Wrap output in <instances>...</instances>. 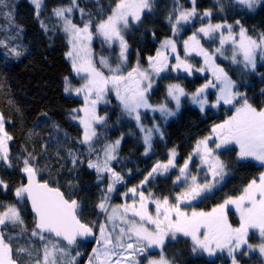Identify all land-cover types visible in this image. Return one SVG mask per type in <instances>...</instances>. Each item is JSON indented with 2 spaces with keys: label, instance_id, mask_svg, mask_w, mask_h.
<instances>
[{
  "label": "snow or ice",
  "instance_id": "obj_1",
  "mask_svg": "<svg viewBox=\"0 0 264 264\" xmlns=\"http://www.w3.org/2000/svg\"><path fill=\"white\" fill-rule=\"evenodd\" d=\"M36 7L37 16L41 9L42 0H32ZM192 7L185 9L176 0V7L173 13L168 16L171 24L173 36L180 33L184 25L192 23L198 15L203 21L204 18L211 16V11L205 10L198 14L196 0H191ZM261 3V0H231V6L239 8L241 11H253ZM0 6H6L5 0H0ZM77 0H71L68 7L53 9V14L63 21V31L68 37L70 45L69 51L65 54L71 60L73 72L80 78L82 83L79 87L73 88L70 80L65 77L64 91L66 93L74 92L77 96L83 95L84 107L73 109L74 113L83 112L84 116H73V119H79L84 129L81 143L88 147L89 154L96 151L93 147L94 138L97 137V131L94 124H101L105 117L96 115L95 108L98 102L106 101V95L109 91H115L116 99L122 107L123 114L135 119L137 128L143 134L145 145V155L151 149L152 137L155 133H163L156 124L152 128H146L141 123L140 109H150L153 112H159L161 117L167 120L174 116L175 111L168 108L167 104L153 106L148 101V93L151 90L155 79L160 77L161 73L179 72L181 70L192 74V65L186 59H182L179 54L175 55V64L169 63V54L177 52V43L173 38H167L161 42L155 56H149L148 67L141 68L139 60L135 67L125 75L122 71L127 63L128 44L124 39L123 31L130 27L132 23L142 21V13L152 10V0H117L115 6L111 9V14L106 19L100 20L93 25L92 20L83 22V27L77 26L65 14H71L77 7ZM81 16L85 15L84 10L80 9ZM10 17V13L7 14ZM240 25V21H236ZM41 27L46 26L41 22ZM224 29H227L225 34ZM220 34V47L213 53H209L200 44V34L203 37L214 39V34ZM94 36L103 38V43L111 47L117 41L119 42L118 63L115 67L109 64L107 57L101 56L99 67L94 62V54L91 49V42ZM233 25L227 23L202 24L196 29L187 40L184 41L185 56L191 52L204 57L205 65L212 71L214 80H208L200 88L196 89L190 97L191 103L198 105L201 111L209 103L206 95L207 89H216V99L211 104L217 107L221 103L235 108V112L212 128V135L197 141L193 153L179 168V175L173 181L174 184H184L185 189L176 195L173 203L169 197L153 198L152 193L145 196L144 192H139V201H133L132 204L117 205L108 211L107 201L110 199V193L115 189V185L123 181V177L111 166V161L116 160V151L120 145V139L114 143L104 145L103 156L97 157V160H89L88 167L94 169L97 173V181H102L107 175L108 184L105 193L102 195L97 207L103 211L107 220L100 224V235L95 237L99 248H93L95 260L99 264H109L111 258L116 256L115 264H143L140 257L147 256L152 249H160L158 259H148V264H174L164 254V247L167 238L177 240L178 236L190 238L191 251L197 253L203 251L210 256L217 249L227 250L228 255L232 257V264H237L234 253L240 251L243 255H248L243 251V246L255 251L258 248L261 256H264V172L259 175L258 181L253 179L236 197H228L223 203L212 208L210 212L193 211L189 214L183 210L185 205H190L192 201L202 197L204 193L210 192L220 179H223L226 165L219 159L217 150H230L229 145L235 144L239 151L236 153L238 161L254 160L264 166V108L257 110L239 92L234 91L235 82L232 81L223 68L215 65L212 57L216 54L223 55V47L231 42L233 45L232 63H243L245 69L255 71L257 66V57L264 61V33L254 39L247 35V30L241 25L239 39H235ZM0 46L8 48L4 40H0ZM8 53L19 57L22 55L16 48H8ZM6 53V55L8 54ZM242 56V60L239 57ZM107 68L110 75H105L102 71ZM196 71L203 72L200 68ZM264 94V90H262ZM184 89L179 84H170L167 88V96L176 104V110H179L181 96H185ZM240 99L243 103L237 107ZM214 138V140H213ZM12 136L5 130L4 119L0 116V162L8 168L13 167L10 157L9 141ZM210 141L215 143V147L210 146ZM194 156H199L202 165H206L208 171L204 174V182L201 183L197 176H192L189 169V162ZM175 150H170L169 158L166 163L157 162L148 176L141 181L143 185L154 174L168 172L175 168ZM34 156L29 154V158L22 161L20 171L25 174L27 183H21L15 188L14 196L16 203H0V229L8 225H23L24 220L21 217L22 209L19 204L31 205L34 227L31 231L32 237H37L42 243L43 259L37 258L35 264H62V261L56 259V254H65L66 247H60L59 242H53L52 236L62 237L68 246L75 245L77 238H87L94 236L93 228L81 222L78 218V209L80 204L76 199H68L59 188L50 187L47 182L40 183L37 175L40 169L33 163ZM76 163V156L73 154V164ZM203 171V167H201ZM209 175L211 179H209ZM219 178V179H217ZM189 179L191 183H189ZM0 187L5 191L8 184L0 179ZM137 188H130L128 191L134 195ZM127 196V193L124 194ZM155 206V213L150 210L149 205ZM235 208L238 214L239 224L233 226L229 222L228 212ZM131 213V216H129ZM119 220L124 227L116 223ZM112 225L109 231L108 225ZM119 228L117 232L116 229ZM258 229L261 236V243L257 246L248 243L250 230ZM26 231V229H25ZM12 237L5 238V234L0 230V264H18L13 256V248L10 241ZM38 250V251H41ZM19 252L28 251L25 248L16 250ZM31 255V252H28ZM77 255H80L78 252ZM68 264H75V257H72ZM89 264H93V257L89 258Z\"/></svg>",
  "mask_w": 264,
  "mask_h": 264
},
{
  "label": "trees",
  "instance_id": "obj_2",
  "mask_svg": "<svg viewBox=\"0 0 264 264\" xmlns=\"http://www.w3.org/2000/svg\"><path fill=\"white\" fill-rule=\"evenodd\" d=\"M116 3L117 0H77L78 6L73 9L72 17L77 23L80 22L77 20V9H83V17L91 19L95 25L111 14ZM5 5L0 6V40H4L8 48H16L22 55L16 57L8 53V48L0 46V116L4 119L5 130L12 136L8 143L13 163V167L8 168L0 162V179L8 184L7 191L0 187V203H16L15 188L24 182L20 171L22 161L31 154L35 157L33 163L40 169L38 178L61 189L66 198L78 200V217L81 221L88 225L92 221L97 222L101 214L97 204L106 191L108 177L105 175L102 181H97V173L88 167V161L97 160L105 144L120 139L117 159L112 165L129 184L137 185L141 184L143 176L154 166V162L163 156L166 158V151L174 148L180 157H187L199 138L209 135L215 124L223 123L231 116V113L224 116L226 109L221 105L219 109L209 106L201 111L198 105L191 103L188 95L203 85L204 79L201 76L194 73L191 76L175 72L161 73L148 93L151 105L168 103L175 106L167 96L170 84H179L186 91L175 115L160 123L163 138L156 134L150 151L145 155L142 134L135 121L121 112L117 99L109 94V104L102 113L103 116L106 115L105 121L94 127L97 131V137L93 141L96 151L89 154L88 147L81 143L83 130L72 118L73 109L81 106L82 100L64 91L65 77L73 78L72 67L65 55L68 52V37L63 31L61 20L53 14L55 8L70 6L71 0H42L39 16L30 0H5ZM152 5L151 11L144 12L141 22L133 23L123 31L128 44L127 63L123 70L131 71L138 60L142 67L146 65V58L153 56L162 40L172 35L168 16L170 13L174 15L176 0H152ZM196 8L198 13L211 11L209 20L213 23L233 25L235 36L239 34L241 25L247 30V35L254 39L264 33V0L253 11L234 8L231 0H196ZM9 13L10 17L7 15ZM237 20L240 25L236 24ZM41 22L47 30L41 27ZM200 24L198 15L173 38L183 40L193 34ZM93 44L96 61L99 63L101 56H104L115 67L119 62V47H108L97 36ZM212 45L217 44L215 41L203 44L209 48ZM223 53L216 54V64L235 82V91L242 93L257 110L264 108V62L259 63L253 71L245 69L243 63H232L230 47H224ZM102 71L107 74L104 68ZM214 100V95L211 94L209 102ZM140 115L144 125L152 126L154 120H157V117H150L146 112ZM210 146L214 148L215 143L212 142ZM228 147L230 150H217L219 159L226 165L223 181L217 188L204 194L194 205V209L211 211L228 197L241 194L245 186L253 179L257 180L264 171V166L251 159L238 161V146L232 144ZM73 154L76 156L75 164ZM145 184L144 191H149L157 198L167 196L174 202L171 197L178 192V187H173L170 177L155 176ZM18 207L22 209L24 224L8 225L0 230L4 232L6 239L12 237L10 244L18 264H27L26 260L32 255H36V260L39 258L42 261V243L37 237L31 236L34 227L33 213L27 204H19ZM230 220L234 224L238 222L233 213H230ZM249 237L250 242L257 238L252 232ZM52 240L64 245L53 238ZM78 243L88 252L91 243ZM19 248L28 251L18 253L16 250ZM165 252L174 264L231 263L228 256L209 258L192 253L189 240L181 236L173 243L169 242ZM234 256L236 259L238 257V264H262L254 253L243 255L240 252Z\"/></svg>",
  "mask_w": 264,
  "mask_h": 264
},
{
  "label": "rangeland",
  "instance_id": "obj_3",
  "mask_svg": "<svg viewBox=\"0 0 264 264\" xmlns=\"http://www.w3.org/2000/svg\"><path fill=\"white\" fill-rule=\"evenodd\" d=\"M31 2H32V0H30ZM185 1H187V2H182L181 0H179V4L180 5H182L185 9H190L191 7H192V3H191V0H185ZM77 12H78V18H77V20L78 21H80V22H76V21H74V19H73V12L71 13V14H68V13H66L65 15L66 16H68L71 20H72V22L73 23H75V24H77V26H79V27H83V22L84 21H86V20H88V19H86V18H84V17H82L81 16V12H80V8H78L77 9ZM144 12H147V10H145ZM144 12L142 13V17L144 16ZM203 12H201V13H198V14H202ZM199 18H200V16H199ZM194 20H195V18H194ZM193 20V21H194ZM192 21V22H193ZM200 22H201V24H200V26L199 27H201L202 26V24H204V25H206V24H208L209 22H211L210 20H209V17L208 18H204L203 19V21H201V18H200ZM212 24H217V23H213V22H211ZM136 24V23H135ZM221 24H223V23H221ZM61 25L63 26V21L61 20ZM131 25H133V23L131 24ZM189 25V24H188ZM198 27V28H199ZM197 28V29H198ZM224 32H225V34H227V31H225V29H224ZM123 35H124V33H123ZM192 34H189L188 36H186L183 40H176L175 38H173V37H175V36H173V33H172V35L171 36H169V37H166L165 39H167V38H173V39H175V41H176V43H177V52L176 53H170L169 54V63L170 64H175L176 63V61H175V55L176 54H179L180 55V57L182 58V59H186L187 61H188V63L190 64V65H192V74L191 75H193V73L194 74H196V75H199V76H201L202 77V79H204V83L203 84H205L208 80H214L215 79V77L213 76V74H212V71L211 70H209V68H208V66L207 65H205V62H204V57L203 56H200V55H197L195 52H191L189 55H187V56H185V50H184V41L185 40H187L188 39V37L189 36H191ZM102 42H103V38L102 37H99V36H97ZM200 44H201V46L205 49V50H207L210 54L211 53H213L214 51H215V49L216 48H218V47H220V44H219V40H220V34L219 33H215L214 34V39H209V38H207V37H203V34H200ZM235 39H239V34L237 35V36H235L234 37ZM94 39H95V36L93 37V40H92V42H91V49H92V52H93V54H94V62L97 64V66L99 67L100 65H99V63L96 61V54H95V50H94V44H93V42H94ZM124 39H125V37H124ZM165 39H163V40H165ZM162 40V41H163ZM125 41H126V39H125ZM206 41H215V43L217 44V45H212V47L211 48H209V47H205V46H203V44L206 42ZM104 45H107L108 47H109V45L108 44H106V43H103ZM113 45H115V47H119V42L117 41L116 43H114ZM160 45H161V43L159 44V48H160ZM224 47H230V49H231V51H233V45L231 44V42H228V43H226L225 45H224ZM223 47V48H224ZM69 48H70V45H68V51H69ZM120 49V48H119ZM120 51V50H119ZM157 51V50H156ZM115 53H117V51H115ZM156 55V52H155V54L153 55V56H155ZM149 57V56H148ZM147 57V58H148ZM147 58H146V65H144L143 67L141 66V68H147L148 67V60H147ZM212 59H213V61H214V63H215V65H217L216 63V55H214L213 57H212ZM239 59L240 60H242L243 58H242V56H240L239 57ZM68 60H69V62H70V66L72 67V64H71V60L68 58ZM197 61V62H196ZM261 62H264V61H261L260 59H259V57H257V65L259 64V63H261ZM136 66V64L133 66V67H135ZM218 66V65H217ZM219 67V66H218ZM200 68H203L204 69V71L203 72H200V71H196L197 69H200ZM106 71H107V74H105V75H110V73L108 72V69L107 68H104ZM122 71H123V73L126 75L127 74V70H123L122 69ZM175 73H181V74H184V75H187V76H191V75H189L187 72H185V71H183V70H181V71H179V72H175ZM229 77V76H228ZM230 78V77H229ZM157 79V78H156ZM156 79H155V81H156ZM70 80V82H71V84H72V86H73V88H76V87H79L80 86V84L82 83V81L80 80V78L73 72V78H70L69 79ZM154 85V84H153ZM200 88V87H199ZM185 91V90H184ZM234 91H235V88H234ZM185 93H186V91H185ZM195 93V92H194ZM216 93H217V90L216 89H207L206 90V95H207V99H208V101H209V98H210V95L211 94H213L214 95V99H216ZM70 94H72V95H74L75 97H77V98H79V99H81L82 100V105L81 106H79L77 109H80V108H83L84 107V98H83V95H80V96H77L74 92H72V93H70ZM109 94H112L115 98H116V95H115V91H109L108 93H107V95H106V101L107 102H104V101H101V102H98L97 103V105H96V108H95V112H96V115H98V116H103L102 115V113L105 111V106L106 105H108L109 104V99H108V97H109ZM192 95V94H191ZM191 95H188L189 96V98L191 97ZM184 96H181L180 97V100L182 101V98H183ZM171 99V98H170ZM118 101V100H117ZM171 101L173 102L172 104H174L175 103V101H173L172 99H171ZM215 101V100H214ZM213 101V102H214ZM213 102H209L206 106H205V108L206 107H209V106H211V104L213 103ZM118 103H119V101H118ZM243 103V99H240V101H239V103L237 104V107H239L240 106V104H242ZM160 104H167V106H168V108H170L171 110H173V111H175V113L177 112V110H176V104H175V106L173 107V106H170L168 103H160ZM160 104H152L153 106H158V105H160ZM221 106H223V107H225V109H226V112H225V114H224V116H226L227 115V113H231V115L235 112V108H232L230 105H224L223 103H221L220 104ZM220 105H218L217 107H214V108H216V109H219V107H220ZM119 108L121 109V112H123L122 111V107L120 106V104H119ZM110 110V109H109ZM140 113H142V112H146V113H149V115H150V117H157V120H154V122L152 123L153 125L154 124H156V125H158L159 127H160V130H161V125H160V123H164V122H166L168 119H170L171 117H168L167 118V120H165V119H163L162 117H161V114L157 111V112H153V111H151L150 109H144V108H141L140 110ZM79 116V117H83L84 116V113L83 112H79V113H74L73 112V116ZM103 117H105L106 118V115L105 116H103ZM130 118V117H129ZM132 119V118H131ZM134 121H135V119H133ZM75 122L76 123H78L79 124V126L82 128V130H83V134H84V129H83V127H82V125L80 124V122H79V119H75ZM135 123H136V121H135ZM142 123V122H141ZM222 122H220V123H217V124H221ZM143 124V123H142ZM217 124H215V125H217ZM95 125L96 124H94L93 126L95 127ZM144 125V124H143ZM153 125L152 126H148V125H144L146 128H152L153 127ZM214 125V126H215ZM142 134V133H141ZM156 134H160V133H155L154 135H153V137L156 135ZM209 135H203L201 138H199L197 141H199V140H202L203 138H205V137H208V136H211L212 135V130L210 131V133H208ZM143 135V134H142ZM153 137H152V140H153ZM143 139V138H142ZM213 140H214V138H213ZM197 141H196V143H197ZM115 142V141H114ZM114 142H111V143H114ZM213 141H210L209 143H210V145H211V143H212ZM110 143V142H109ZM151 143H152V141H151ZM196 143H195V145H194V148L196 147ZM212 147V146H211ZM194 148H193V150H194ZM103 149V148H102ZM174 149V148H173ZM173 149H170V150H173ZM170 150H168V151H166V158H164V156L162 157V158H159V162H161V163H166L167 162V160H168V158H169V152H170ZM175 150V152H176V157H175V164H176V167L175 168H171V169H169V171L168 172H166V173H164L163 175H161V174H154V176L153 177H155V176H163V177H170V179H172V181H174L175 180V178H176V176L177 175H179V168L180 167H182L183 165H184V163H185V161L189 158V155L191 154V153H193V150L190 152V154H188V156L187 157H180V155H179V153L176 151V149H174ZM116 154V153H115ZM100 156L102 157L103 156V152L101 151V154H100ZM114 161V160H113ZM113 161H111V166H112V168L114 169V171H116V172H118L122 177H123V181L121 182V183H118V184H116L115 185V189L116 190H114L112 193H110L109 195H110V199L107 201V204H108V211L109 212H111V210H112V208L113 207H115V206H117V205H125V204H132L133 203V201H136L137 203H138V201H139V192L140 191H142V192H144V194H145V196H147L150 192L148 191V192H146V191H144L143 190V187H145V183L141 186V184L139 183V184H137V185H134V184H129L128 183V180L122 175V173L121 172H119L116 168H114L113 167V165H112V163H113ZM158 161H156V162H154L155 164L158 162ZM254 161V160H253ZM255 163H258L259 164V162H257V161H255ZM154 164V165H155ZM201 167H203V171H201ZM153 168V167H152ZM152 168L150 169V170H147V172L145 173V175L143 176V180L145 179V177L146 176H148V173L149 172H151L152 171ZM189 169H190V173H191V175L192 176H197V179L199 180V182H201V183H203L204 182V174H205V172H207L208 171V169H207V166L206 165H202V163H201V160H200V158H199V156H194L193 157V159L189 162ZM264 172V171H263ZM225 174H226V170H225ZM225 174H224V176H223V178L225 177ZM260 175V174H259ZM152 178V177H151ZM209 179H211V176L209 175V177H208ZM150 179V178H149ZM217 179H219V178H217ZM258 179H259V177H258ZM258 179H257V181H258ZM223 181V179H220V181H219V183L218 184H216V186L214 187V188H217L220 184H221V182ZM189 183H191V180L189 179ZM107 184H108V180H107ZM248 185V184H247ZM246 185V186H247ZM245 186V187H246ZM134 187H136L138 190H137V193L134 195L133 193H131V192H129L128 190L130 189V188H134ZM173 187H178V192L176 193V194H174L171 198H172V200H174V202H175V197H176V195L177 194H179L180 192H182L184 189H185V187H186V185H184V184H174L173 183ZM107 188V187H106ZM243 192V191H242ZM105 193V192H104ZM125 193H127V196H125L124 194ZM206 193H208V192H206ZM206 193H204V194H206ZM203 194V195H204ZM240 195V194H239ZM239 195H237V196H239ZM152 196H153V198H157V197H155L153 194H152ZM201 199V197L200 198H198L197 200H195V201H192L191 202V204L190 205H185L184 207H183V210L184 211H186V212H188L189 214L193 211V209H194V205L195 204H197L198 203V201ZM173 202V203H174ZM149 207H150V210L153 212V214L155 213V206L154 205H152V204H150L149 205ZM196 210V209H195ZM101 211V210H100ZM196 211H198L199 212V210H196ZM210 212V211H209ZM101 214H100V217H99V221H97V222H94V221H92L89 225L97 232L96 234H97V237L100 235V224L101 223H105L106 222V220H107V216H106V214L103 212V211H101L100 212ZM230 213H233V215L236 217V219L238 220V222H237V224H234L233 222H231V220H230ZM129 216H131V213H129ZM228 219H229V222L230 223H232L233 224V226H238V224H239V218H238V214H236V212H235V208L234 207H232L231 208V210L228 212ZM116 223L118 224V225H120L121 227H124L125 225H123L119 220H117L116 221ZM108 229H109V231H111L112 230V225L111 224H109L108 225ZM116 231L118 232L119 231V228H117L116 229ZM253 233V236H255V237H257L256 239H255V241H253V242H250V237H248V243L249 244H252V245H254V246H257V245H259L260 243H261V236H260V233H259V230L258 229H253V230H250V232H249V236H250V233ZM181 237H183L182 235H180ZM179 237V236H178ZM186 238V237H185ZM188 240H189V243H190V247H191V240H190V238H187ZM175 240H172L170 237L169 238H167V241H166V245H165V247H164V254L166 255V257H167V253L165 252V250H166V248L168 247V243L170 242V243H173ZM181 241V240H180ZM60 245V247H66L65 245H61V244H59ZM100 247V245H98L97 243H96V239H95V241L91 244V246H90V249L88 250V252H86V249H85V247L84 246H81L80 245V243H77L76 244V246L75 247H73V248H68V247H66V253L65 254H59V253H57L56 254V259L58 260V261H62V264H68V261L72 258V257H75V264H89V258L90 257H93V264H99V261H96L95 260V254L92 252V249L93 248H99ZM176 250H178V247L176 248ZM243 251L244 252H247L248 254L249 253H254V254H256V256L259 258V259H261V261H262V264H264V256H261V254L259 253V250H258V248H256V250L255 251H253V250H250V249H248L247 248V246H243ZM80 253V255H77V253ZM238 253H240V251H237V252H235L234 253V255L236 254H238ZM194 254H202V255H206L207 257H209V258H211V257H216V256H221V257H225V256H228V260L229 261H231V263L230 264H232V257H230L229 255H228V252H227V250L225 249V250H220V249H217L216 250V252L213 254V255H209L208 253H206V252H203V251H198L197 253H194ZM159 255H160V249H152V250H150L149 251V254L147 255V256H143V257H140L142 260H143V264H148V259H158L159 258ZM236 257V256H235ZM116 259H117V257L116 256H113L112 258H111V261L109 262V264H115V261H116ZM236 259V258H235ZM82 260V261H81ZM36 261V255H32V256H30L27 260H26V263L27 264H30V262H35ZM236 262H237V264H238V262H239V260H238V257H237V259H236Z\"/></svg>",
  "mask_w": 264,
  "mask_h": 264
},
{
  "label": "water",
  "instance_id": "obj_4",
  "mask_svg": "<svg viewBox=\"0 0 264 264\" xmlns=\"http://www.w3.org/2000/svg\"><path fill=\"white\" fill-rule=\"evenodd\" d=\"M23 178H24V182L23 183H27V178H26V176H25V174H23ZM37 178V180L40 182V183H45V181H41L39 178H38V176L36 177ZM50 186V185H49ZM50 187H53V186H50ZM53 188H57V187H53ZM62 193H63V191L61 190V189H59ZM66 197V196H65ZM28 205V207H29V209H30V211H31V205H30V203H28L27 204ZM34 215V214H33ZM79 218V217H78ZM80 219V218H79ZM81 220V219H80ZM82 223H84L83 221H81ZM84 224H86V223H84ZM86 225H88V224H86ZM93 233H94V236H91V237H87V238H80V237H78L77 238V243L78 242H83V243H86V244H88V243H93L94 241H95V237H97V232L93 229ZM52 238L54 239V240H56V241H60V242H62L66 247H68V248H73V247H75L76 246V244L75 245H72V246H68L67 245V242L66 241H64L63 239H62V237H55L54 235L52 236Z\"/></svg>",
  "mask_w": 264,
  "mask_h": 264
},
{
  "label": "flooded vegetation",
  "instance_id": "obj_5",
  "mask_svg": "<svg viewBox=\"0 0 264 264\" xmlns=\"http://www.w3.org/2000/svg\"><path fill=\"white\" fill-rule=\"evenodd\" d=\"M142 186V185H141ZM143 190H144V187H143ZM146 191V190H145ZM147 192V191H146Z\"/></svg>",
  "mask_w": 264,
  "mask_h": 264
}]
</instances>
